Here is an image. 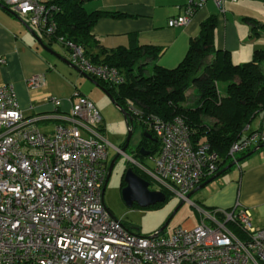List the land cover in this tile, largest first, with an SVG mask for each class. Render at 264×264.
I'll use <instances>...</instances> for the list:
<instances>
[{
	"label": "built area",
	"instance_id": "built-area-1",
	"mask_svg": "<svg viewBox=\"0 0 264 264\" xmlns=\"http://www.w3.org/2000/svg\"><path fill=\"white\" fill-rule=\"evenodd\" d=\"M208 0H186L169 26L185 25ZM223 10L225 0H212ZM25 18L42 39L60 44L81 71L112 87L126 81L115 66L91 61L81 46L58 35L55 0H2ZM1 62L3 60H0ZM29 90L45 85L42 74L26 80ZM69 110L45 96L52 110L24 113L12 83L0 84V264H261L264 226L250 222L248 209H205L188 192L215 172L218 157L207 143L193 145L189 127L179 117L144 115L133 105L126 111L159 141L152 167L134 162L163 189L196 207L199 222L165 234L139 235L115 218L103 201L109 141L99 108L74 93ZM28 109L34 111L29 103ZM54 120L50 133L37 126ZM232 143L229 155L264 144V124ZM115 150L118 147H115Z\"/></svg>",
	"mask_w": 264,
	"mask_h": 264
},
{
	"label": "trees",
	"instance_id": "trees-1",
	"mask_svg": "<svg viewBox=\"0 0 264 264\" xmlns=\"http://www.w3.org/2000/svg\"><path fill=\"white\" fill-rule=\"evenodd\" d=\"M87 1L90 0H55L59 10L54 18L58 35L81 46L91 61L115 66L126 76V81L117 87L95 80L125 110L130 104L144 115L181 117L189 127L192 144L207 143L218 157L217 169L202 181L233 162L228 153L230 146L252 130L249 124L264 111V49L255 48L247 62H234L229 50L215 45L216 14L212 13L201 21L198 33L190 37L178 64L165 67L156 61L163 47L140 43L135 37L127 46L104 48L91 33L93 24L101 17L126 15L112 10L88 11ZM252 28L258 34L264 30L256 25ZM47 43L50 45L51 41ZM95 48L99 51L94 52ZM134 124L138 123L133 120V129ZM141 127L155 137L152 131ZM152 146L157 151L159 141ZM137 156H141L139 151ZM140 173L146 178L145 173ZM162 190L166 201L169 191Z\"/></svg>",
	"mask_w": 264,
	"mask_h": 264
},
{
	"label": "crops",
	"instance_id": "crops-1",
	"mask_svg": "<svg viewBox=\"0 0 264 264\" xmlns=\"http://www.w3.org/2000/svg\"><path fill=\"white\" fill-rule=\"evenodd\" d=\"M185 2L186 0H90L86 2V9L112 10L126 15L121 18L101 17L93 24L91 33L100 40L104 48L127 46L131 38L135 37L140 43L163 47L156 61L162 66L174 67L184 56L190 37L198 33L201 21L213 13L208 3L212 2L216 7L214 1L208 0L194 11L185 25L169 26L168 19L181 14ZM233 2L236 0H225L224 10L216 14L214 42L217 48L229 50L234 62L242 63L251 58L255 49L252 44L248 45L250 42L248 37L253 34V28L243 25L246 31L242 33L234 12L229 17L225 15L226 4L233 5ZM43 41L50 48L55 43L51 42L49 45L47 41ZM58 46L62 50V54H59L68 58L66 49L60 44ZM93 51L98 52L99 48ZM55 58L57 57L39 45L17 17L0 7V60H3L0 61V84L14 85L24 113L33 114L52 110L53 105L44 100L48 95L60 100L59 107L62 110H69L72 102L75 101L74 85L70 80L74 75L69 69L59 66ZM33 74L44 76L45 85L40 89L29 90L26 87L27 78ZM78 80L75 77L74 81L78 82ZM75 87L78 89L77 84ZM29 103L33 104L34 111L28 109ZM36 124L41 131L50 133L54 120L39 121ZM263 124L264 111L255 116L249 128L255 130ZM248 153L245 155L240 153L236 156V160L240 159L238 163L223 172L226 180L224 188H228L226 192L214 191V195H203L199 192L201 187L191 194L190 200L205 209L220 206L229 208L239 202L248 209L251 224L262 227L264 226V146ZM199 220L200 214H198V222Z\"/></svg>",
	"mask_w": 264,
	"mask_h": 264
},
{
	"label": "rangeland",
	"instance_id": "rangeland-1",
	"mask_svg": "<svg viewBox=\"0 0 264 264\" xmlns=\"http://www.w3.org/2000/svg\"><path fill=\"white\" fill-rule=\"evenodd\" d=\"M85 7H87V3L85 4ZM208 7L213 10L214 14L221 13L224 10V7L223 10H221L217 5L215 7L212 2L208 3ZM232 12H234V14L237 16L238 25L240 26L242 33L246 31L245 26L250 28L252 25H256L258 26V29L264 28V0H236V2H233V5L226 4L224 12L225 15L229 17L232 15ZM22 19L24 20L25 18ZM36 32L40 37H42L41 32ZM248 42V45L252 44V46H254L253 48L264 49V30L261 31L259 35H257L256 29H253V34L248 37ZM51 48L58 54H62V50L58 44H52ZM55 61L62 68L65 67L66 69H69L70 73L74 75V78L70 79L74 85L73 95L77 91L79 94L84 95L93 101L99 108L103 116L106 132L105 134L107 140L110 143L108 148V156L111 160L116 154L114 146L118 147V145L126 137L127 127L121 111L111 101L106 92L101 88L100 84L96 85L87 77L70 68V66L68 67L58 58H55ZM247 61L248 59L242 63ZM75 77L77 80L79 79L78 82L74 81ZM76 84L78 89L75 87ZM141 135V125L134 124L129 150L125 151L124 155H121L113 165L110 176L104 188L103 201L105 205L110 209L115 218L121 220L123 225L131 228L134 233L139 235L148 236L156 232L164 225L165 222H167V225L161 234H165L178 226H182L184 228H191L195 226L198 223L199 214L196 207L191 205L186 200L182 202V199L172 192H169L168 199L166 201L157 206L152 205L148 207H140L136 203L128 206L124 202L121 195V189L123 187L122 171L124 163L134 166L140 172L144 173L142 169L136 166L129 159V157H134L136 154L135 144ZM153 155H156V151ZM238 155L239 154L236 156ZM139 161L148 167H152V158L150 156H145ZM223 174L224 173L218 175L207 185L203 186L199 192H201L203 195H214V191H217V193L222 191L226 192L228 188H224L226 180L223 177ZM146 178L150 183V189H163L161 185H159L158 182L152 177L146 175ZM191 199H194V197H191ZM219 208L225 207L220 206ZM134 227H136V229H134ZM261 264L264 263L262 262Z\"/></svg>",
	"mask_w": 264,
	"mask_h": 264
},
{
	"label": "water",
	"instance_id": "water-1",
	"mask_svg": "<svg viewBox=\"0 0 264 264\" xmlns=\"http://www.w3.org/2000/svg\"><path fill=\"white\" fill-rule=\"evenodd\" d=\"M0 7L21 21V23L24 25V27L29 31V33L36 39V41L39 43V45L47 52L50 54L54 55L58 59H60L62 62L70 66L72 69L80 73L81 75L87 77L90 79L92 82H94L96 85H99V83L90 75L85 73L84 71H81L74 63H72L68 58L58 54L55 52L53 49H51L44 41L43 39L38 35V33L25 21L19 16L15 11L10 9L8 6H6L1 0H0ZM101 88L106 92V94L109 96L111 101L115 104V106L121 111L124 121L127 127V132H126V137H125V143L123 147L121 148L122 151H124V148L129 144L130 139L133 134V118L132 116L123 108L121 107L113 98L112 94L105 89L103 86ZM143 137H146L147 139H150L151 141L156 142L157 139L153 137L148 131H142ZM262 145H257L254 147L248 154L252 153L254 150L259 148ZM139 153L143 156H148L152 153L150 150H146L144 147L139 148ZM119 153H117L109 162L108 168H107V173L105 176L104 184H103V191L106 186V183L108 181V178L110 176L112 167L114 165V161L117 158ZM240 159H237L229 164H227L225 167L217 171L214 175L208 177L206 180L202 181L200 184H198L195 188H193L188 194L187 197L190 198L191 194L194 193L196 190L199 188L205 186L207 183L212 181L215 177L218 175L222 174L225 170L228 168L232 167L234 164L238 163ZM123 181L125 185L121 189V195L124 200V202L128 205L131 206L133 203H136L140 207H148L152 206L158 203H162L166 199V193L162 189H150L149 188V181L142 178L139 176L131 166L127 167L124 176H123ZM183 202V201H182ZM181 202V203H182ZM167 222L164 223L162 227H160L156 232L153 233V235H156L159 232H162L166 228ZM136 229V227H134Z\"/></svg>",
	"mask_w": 264,
	"mask_h": 264
},
{
	"label": "flooded vegetation",
	"instance_id": "flooded-vegetation-1",
	"mask_svg": "<svg viewBox=\"0 0 264 264\" xmlns=\"http://www.w3.org/2000/svg\"><path fill=\"white\" fill-rule=\"evenodd\" d=\"M124 143H125V139H124V140L118 145V149L116 150V154L119 153V155H118L117 158L115 159L114 164H115V162L117 161V159H118L121 155H124L125 151H128V150H129L130 142H129V144L124 148V151H122L121 148L123 147ZM153 143H155V142H154V141H151L150 139L145 140V139H143L142 136H140V138H138V140H137V142H136V144H135V152H136V154L134 155V157H131V158H132L133 160L137 161V162H140L139 160L142 159V158L144 157L143 155H141V156H137V151L139 150L140 147H144L146 150H150V151H152L151 154H154L155 151H154V148H153V146H152ZM116 154H115V155H116ZM109 162H110V159L108 160V165H109ZM133 163H134V162H133ZM134 164H135V163H134ZM135 165H136V164H135ZM129 166H131V165L124 163L123 171H122V181H123L124 172H125L126 168L129 167ZM136 166H137V165H136ZM131 167L133 168V170H134L139 176H141L142 178L146 179L144 176L141 175L140 171H139L137 168H135L134 166H131ZM146 180H147V179H146ZM123 183H124V181H123ZM124 185H125V183H124ZM124 185H123V186H124Z\"/></svg>",
	"mask_w": 264,
	"mask_h": 264
}]
</instances>
